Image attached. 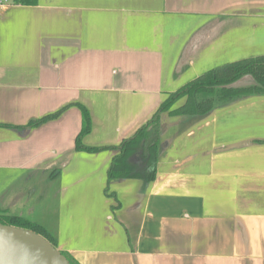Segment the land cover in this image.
Instances as JSON below:
<instances>
[{
    "label": "crops",
    "instance_id": "0c3cea01",
    "mask_svg": "<svg viewBox=\"0 0 264 264\" xmlns=\"http://www.w3.org/2000/svg\"><path fill=\"white\" fill-rule=\"evenodd\" d=\"M204 26L213 34L193 38ZM241 51L264 55V0H35L1 9L0 177L15 175L23 198L0 192V211L54 229L56 248L76 264H264V96L204 116H163L148 184L107 183L117 152L75 149L79 107L91 125L82 145L118 146L169 94ZM129 162L144 168L141 152ZM35 183L55 184V202L48 188L39 194L46 205L37 219L28 208Z\"/></svg>",
    "mask_w": 264,
    "mask_h": 264
},
{
    "label": "trees",
    "instance_id": "16d2710c",
    "mask_svg": "<svg viewBox=\"0 0 264 264\" xmlns=\"http://www.w3.org/2000/svg\"><path fill=\"white\" fill-rule=\"evenodd\" d=\"M15 4L31 5L35 0H14ZM250 78L251 83L245 87L233 86L241 79ZM264 96V55L241 59L235 62L221 64L198 77L188 81L162 102L152 116L141 125L128 139L115 147L90 148L82 145V138L89 133L91 125L87 110L79 107L82 114V129L75 140V149L88 153L103 150H114L107 171V183L116 179L139 178L145 183L154 180L156 165L160 154L161 119L163 116H204L217 105L229 103L246 96ZM183 99V103H176ZM64 107L56 113L29 122L30 128L39 127L49 121L58 119L66 110ZM141 152L144 168L136 170L129 162L130 157ZM0 223L23 228L43 236L56 248L54 229L41 227L40 223L0 211ZM42 229H46L44 232ZM62 253V252H61ZM70 264H76L62 253Z\"/></svg>",
    "mask_w": 264,
    "mask_h": 264
},
{
    "label": "water",
    "instance_id": "95a60500",
    "mask_svg": "<svg viewBox=\"0 0 264 264\" xmlns=\"http://www.w3.org/2000/svg\"><path fill=\"white\" fill-rule=\"evenodd\" d=\"M0 264L70 263L61 251L43 236L0 223Z\"/></svg>",
    "mask_w": 264,
    "mask_h": 264
},
{
    "label": "rangeland",
    "instance_id": "374dc122",
    "mask_svg": "<svg viewBox=\"0 0 264 264\" xmlns=\"http://www.w3.org/2000/svg\"><path fill=\"white\" fill-rule=\"evenodd\" d=\"M205 34H213V33H209V31H208V29H207V26H204L203 28H201V29H199V30H196V31H194L193 32V34H192V37L194 38V36H204ZM238 54H240V55H242L241 57H228V56H226V57H224V58H226V59H224V62L226 61V60H228V59H234V60H238V59H244V58H247V57H251V56H254V52L253 51H247V52H245V51H241V52H238ZM183 55H185L186 56V53H184ZM229 56H231V55H229ZM218 60V59H217ZM223 61V59H221L220 61H211L209 64L211 65V66H214L215 64H218L219 62L221 63ZM244 79H241V80H239L240 82L241 81H243ZM237 83V82H236ZM183 99H181V100H179L177 103H176V106H179L180 104H182L183 103ZM177 117H182V116H177ZM11 173H7L6 175H10ZM1 175V174H0ZM14 176L15 175H10V176H8V177H0V192H4L3 193V199H4V197L6 198H8V200L10 199V196L13 194V196L16 198V199H22L23 198V196H20V193H21V191H17V189H16V187H18L19 186V184L17 185V183H18V181L17 180H15L14 179ZM2 181H4V182H2ZM54 187H55V184L54 185H51V186H49V185H44V184H42V183H35L34 184V186L32 187V189H33V201L32 202H28L29 203V205H28V208H29V206H32L33 207V209H34V212H35V216L33 215V217L32 218H35V219H37V217L38 218H41V215L43 216V214H42V210L41 209H39V207H41V205H43V206H45L46 205V202H43L42 201V199H38V197H39V194H41V195H43L44 193L43 192H45V190L46 191H48V189H49V191H50V196H49V201H50V203L51 202H55L54 201V199H55V196L53 195V189H54ZM48 188V189H47ZM14 189V190H13ZM52 192V193H51ZM12 193V194H11ZM42 202H41V201ZM4 202V201H3ZM27 202H25V204H26ZM7 204V203H6ZM47 204H48V202H47ZM53 205V204H52ZM15 206H18L17 204L15 205ZM20 206H22V205H20ZM52 208V207H51ZM4 213H6V212H4Z\"/></svg>",
    "mask_w": 264,
    "mask_h": 264
},
{
    "label": "built area",
    "instance_id": "2783aa9c",
    "mask_svg": "<svg viewBox=\"0 0 264 264\" xmlns=\"http://www.w3.org/2000/svg\"><path fill=\"white\" fill-rule=\"evenodd\" d=\"M14 3V0H0V10Z\"/></svg>",
    "mask_w": 264,
    "mask_h": 264
}]
</instances>
